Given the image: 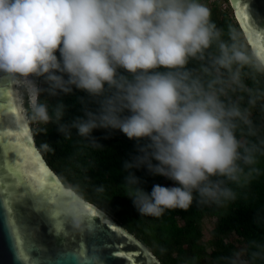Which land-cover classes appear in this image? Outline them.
Instances as JSON below:
<instances>
[{
	"label": "clouds",
	"instance_id": "9594fccd",
	"mask_svg": "<svg viewBox=\"0 0 264 264\" xmlns=\"http://www.w3.org/2000/svg\"><path fill=\"white\" fill-rule=\"evenodd\" d=\"M0 74L25 89L27 119L39 131L54 123L71 139L75 129L98 148L97 129L136 142L121 186L140 216L160 218L194 201L226 206L264 174V56L236 29L219 26L206 0H0ZM74 89L98 109L63 123L65 106L40 96ZM141 168L173 186L145 191L133 172ZM90 207L70 190L55 211L90 232ZM218 264H264V240Z\"/></svg>",
	"mask_w": 264,
	"mask_h": 264
},
{
	"label": "trees",
	"instance_id": "16d2710c",
	"mask_svg": "<svg viewBox=\"0 0 264 264\" xmlns=\"http://www.w3.org/2000/svg\"><path fill=\"white\" fill-rule=\"evenodd\" d=\"M206 2L212 19L219 26L236 29L247 44L227 9H222L219 1ZM56 54L59 58V52ZM37 81L40 88H48L43 78ZM40 100L51 106L62 103L63 123L83 118L85 108L98 109V104L86 93L75 89L70 95L57 96L44 91ZM26 108L28 111V101ZM32 126L40 153L63 185L106 213L152 252L160 264H184L193 256L198 257L199 264H218V258L231 250L250 241L264 240V174L257 176L247 188L238 189L237 199L226 206H204L194 201L189 209L169 210L160 218L140 216L121 186L127 175L124 162L138 155L135 141L119 130L97 129L92 138L101 146L98 148L79 138L75 129L72 138L65 139L54 123H49L44 131H39L33 123ZM45 144L49 147H44ZM133 172L141 179L145 191L150 192L154 184L173 186L164 177L150 175L145 168ZM101 188L103 191L98 190ZM205 219L213 221L208 241L203 237Z\"/></svg>",
	"mask_w": 264,
	"mask_h": 264
},
{
	"label": "water",
	"instance_id": "95a60500",
	"mask_svg": "<svg viewBox=\"0 0 264 264\" xmlns=\"http://www.w3.org/2000/svg\"><path fill=\"white\" fill-rule=\"evenodd\" d=\"M230 1L244 39L257 50L264 34V0ZM245 14L250 19L242 25ZM50 186H55V202L48 195ZM70 190L34 149L17 87L0 74V264H91L93 257L99 264H160L133 235L76 192L107 223L95 217L94 230L88 232L64 222L55 209Z\"/></svg>",
	"mask_w": 264,
	"mask_h": 264
},
{
	"label": "rangeland",
	"instance_id": "374dc122",
	"mask_svg": "<svg viewBox=\"0 0 264 264\" xmlns=\"http://www.w3.org/2000/svg\"><path fill=\"white\" fill-rule=\"evenodd\" d=\"M214 1H219L220 4H221L222 9H227L228 13H230V15H232V17H234L233 16V10H232V3H231L230 0H213V1H210V2H214ZM29 79L34 80L35 83L39 86V83H38L36 77H30ZM16 87H17L19 106H20L22 115L24 117V120L26 122L28 133L30 135H32L33 134L32 133L33 126H32V123L27 119V108H26V103H27V101L29 103V98H28V95H27L25 89L22 86L16 85ZM32 138H33V136H32ZM33 142H35V140ZM34 149L39 152L41 157H43L42 154L40 153L36 143H34ZM212 226H213V221L212 220H208V219L204 220V222H203V235H204L203 237H204V241H208L210 239V237H211L210 232H211Z\"/></svg>",
	"mask_w": 264,
	"mask_h": 264
},
{
	"label": "snow or ice",
	"instance_id": "6c2138e0",
	"mask_svg": "<svg viewBox=\"0 0 264 264\" xmlns=\"http://www.w3.org/2000/svg\"><path fill=\"white\" fill-rule=\"evenodd\" d=\"M238 19H240L239 15H238ZM249 19H250V17L247 14H245L241 19L242 25L245 21H248ZM245 30L247 31V29H245ZM250 39H251V37H250ZM257 51L261 56H264V34L260 35V45H259V48L257 49ZM40 167H41L42 172H47V169L44 168L43 164H41ZM48 195L50 198H52V202H55V186H50L49 191H48ZM88 211L90 213L91 219H93L95 217H99V218H101V220L104 223H107V221L104 220L102 214L99 213L98 211H96L92 206L88 209ZM119 255H123V253H119Z\"/></svg>",
	"mask_w": 264,
	"mask_h": 264
},
{
	"label": "bare ground",
	"instance_id": "6f19581e",
	"mask_svg": "<svg viewBox=\"0 0 264 264\" xmlns=\"http://www.w3.org/2000/svg\"><path fill=\"white\" fill-rule=\"evenodd\" d=\"M29 136H30V139H31V142H32V145H33V147H34V142H33V138H32V135H30L29 134ZM37 151V150H36ZM37 153L39 154V152L37 151ZM40 155V154H39Z\"/></svg>",
	"mask_w": 264,
	"mask_h": 264
},
{
	"label": "built area",
	"instance_id": "2783aa9c",
	"mask_svg": "<svg viewBox=\"0 0 264 264\" xmlns=\"http://www.w3.org/2000/svg\"><path fill=\"white\" fill-rule=\"evenodd\" d=\"M209 1H213V0H209Z\"/></svg>",
	"mask_w": 264,
	"mask_h": 264
}]
</instances>
